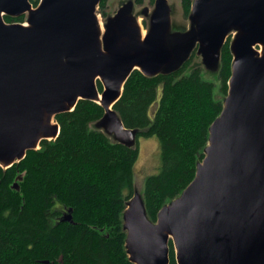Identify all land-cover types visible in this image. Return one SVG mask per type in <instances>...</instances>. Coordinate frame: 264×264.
<instances>
[{"label": "water", "instance_id": "water-1", "mask_svg": "<svg viewBox=\"0 0 264 264\" xmlns=\"http://www.w3.org/2000/svg\"><path fill=\"white\" fill-rule=\"evenodd\" d=\"M103 1L40 0L34 8L31 0H0V166L56 140V116L81 100L104 109L97 128L134 147L138 132L114 110L133 72L173 73L195 50L207 69L219 70L235 33L228 95L194 180L156 222L133 196L124 212L126 250L133 264H170L172 241L177 264H264V0H194L186 32L172 31L168 0H155L145 36L133 2L103 33ZM25 15L27 26L5 21ZM71 212L62 222H73Z\"/></svg>", "mask_w": 264, "mask_h": 264}, {"label": "trees", "instance_id": "trees-1", "mask_svg": "<svg viewBox=\"0 0 264 264\" xmlns=\"http://www.w3.org/2000/svg\"><path fill=\"white\" fill-rule=\"evenodd\" d=\"M193 1L182 0L187 16ZM31 3L36 8L40 0ZM5 21L24 23L25 16ZM191 64L192 58L178 71L155 77L133 72L114 110L127 129L138 132L134 147L93 127L104 109L81 100L74 111L56 116V140L42 141L11 168L0 166V264H133L124 212L135 194L139 139L156 138L161 145L160 171L147 177L143 191L147 215L156 222L205 158L210 127L229 91L231 38L221 52L219 84L199 67L189 70ZM69 210L73 222H62ZM173 246L171 241L170 264H177Z\"/></svg>", "mask_w": 264, "mask_h": 264}, {"label": "rangeland", "instance_id": "rangeland-1", "mask_svg": "<svg viewBox=\"0 0 264 264\" xmlns=\"http://www.w3.org/2000/svg\"><path fill=\"white\" fill-rule=\"evenodd\" d=\"M133 2L134 9L133 15L138 21L141 27L142 33L145 36L150 29V15L152 14L155 2L151 0H105L104 8L98 7L97 15L100 21L102 32H105V25L108 19L114 16L117 11L126 3ZM172 8V31L173 32H186L191 29L192 22L190 15H185L182 0H168ZM35 8V7H34ZM148 10L149 15L147 16L145 11ZM23 24H28V15H25V21ZM235 33L230 35L231 42ZM228 38V39H229ZM192 58V64L189 70L199 67L205 73V78L212 80L219 84L218 71L209 70L203 63V57L195 50L190 59ZM100 84V83H99ZM103 88V86L101 85ZM100 90V87H99ZM100 92H102L100 90ZM225 100V99H224ZM56 122V121H55ZM93 127L97 128V124H93ZM102 131L101 129L97 128ZM137 143V142H136ZM140 157L136 165V176H135V195H139L143 198V191L145 180L151 175L159 173L162 165L161 145L156 138H141L139 139ZM174 247V246H173ZM175 250V248H174Z\"/></svg>", "mask_w": 264, "mask_h": 264}, {"label": "bare ground", "instance_id": "bare-ground-1", "mask_svg": "<svg viewBox=\"0 0 264 264\" xmlns=\"http://www.w3.org/2000/svg\"><path fill=\"white\" fill-rule=\"evenodd\" d=\"M27 26V25H26ZM101 97H102V95H101V93H100V96H99V99L101 100Z\"/></svg>", "mask_w": 264, "mask_h": 264}, {"label": "flooded vegetation", "instance_id": "flooded-vegetation-1", "mask_svg": "<svg viewBox=\"0 0 264 264\" xmlns=\"http://www.w3.org/2000/svg\"><path fill=\"white\" fill-rule=\"evenodd\" d=\"M40 4V3H39Z\"/></svg>", "mask_w": 264, "mask_h": 264}]
</instances>
